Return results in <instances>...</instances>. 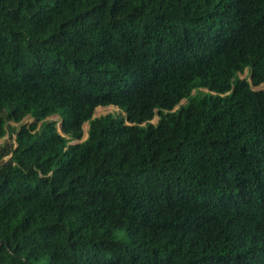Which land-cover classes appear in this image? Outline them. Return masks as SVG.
Returning a JSON list of instances; mask_svg holds the SVG:
<instances>
[{
	"label": "trees",
	"instance_id": "trees-1",
	"mask_svg": "<svg viewBox=\"0 0 264 264\" xmlns=\"http://www.w3.org/2000/svg\"><path fill=\"white\" fill-rule=\"evenodd\" d=\"M261 83L264 0H0V264H264Z\"/></svg>",
	"mask_w": 264,
	"mask_h": 264
},
{
	"label": "rangeland",
	"instance_id": "rangeland-1",
	"mask_svg": "<svg viewBox=\"0 0 264 264\" xmlns=\"http://www.w3.org/2000/svg\"><path fill=\"white\" fill-rule=\"evenodd\" d=\"M238 76L243 78V77H246L248 80H249V71L248 69L246 68L243 72H240L238 73ZM251 87L253 89H264V83H261L257 86H254V85H251ZM205 90V89H203ZM185 100H181V103H184ZM106 113H122L117 107L115 106H112V105H108V106H97L94 110V113H93V116H99V115H103V114H106ZM57 116H51L50 119H56ZM157 115H155L153 117V119L151 120L152 123H155L157 121ZM35 120L31 117H25L23 119V123H26V124H30L31 122H34ZM14 124V123H12ZM16 125V124H15ZM59 123H57V128L59 129ZM87 127H88V124L87 122H85L82 126V129H83V135H82V138L80 140H73L72 142L70 143H76V142H80L81 140L85 139L86 138V131H87ZM13 138H14V135H9V134H6L3 138L0 139V144H3V143H13Z\"/></svg>",
	"mask_w": 264,
	"mask_h": 264
},
{
	"label": "water",
	"instance_id": "water-1",
	"mask_svg": "<svg viewBox=\"0 0 264 264\" xmlns=\"http://www.w3.org/2000/svg\"><path fill=\"white\" fill-rule=\"evenodd\" d=\"M250 80V79H249Z\"/></svg>",
	"mask_w": 264,
	"mask_h": 264
}]
</instances>
